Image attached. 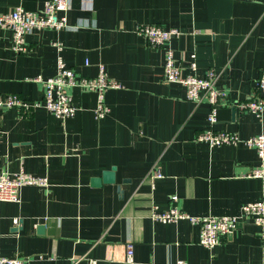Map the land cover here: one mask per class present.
<instances>
[{
	"label": "crops",
	"instance_id": "obj_1",
	"mask_svg": "<svg viewBox=\"0 0 264 264\" xmlns=\"http://www.w3.org/2000/svg\"><path fill=\"white\" fill-rule=\"evenodd\" d=\"M45 2L0 0V12L40 11ZM67 16L63 29L26 34L22 53L12 48V31L0 29V95L40 98L42 86L31 78L54 75L59 59L84 76L101 63L122 87L106 91L110 112L102 119L94 117L95 93L80 86L71 89L75 114L64 120L43 107L30 114L0 109V169L48 179L44 187L23 186L19 201L0 203L1 254L25 264H120L129 242L134 264H261L262 227L251 220L206 247L197 225L151 218L152 207L167 209L173 194L191 215H238L242 204L264 199V176H249L260 164L253 147L195 139L209 125V105L185 99L181 84L163 79L164 49L136 27L180 31L165 46L182 73L215 68L216 87L230 102L217 109L213 127L246 138L264 133V111H233L259 92L264 0H71ZM111 167L115 182L92 185ZM153 167L163 176L151 181Z\"/></svg>",
	"mask_w": 264,
	"mask_h": 264
},
{
	"label": "built area",
	"instance_id": "obj_2",
	"mask_svg": "<svg viewBox=\"0 0 264 264\" xmlns=\"http://www.w3.org/2000/svg\"><path fill=\"white\" fill-rule=\"evenodd\" d=\"M70 2L71 0H46L40 11L26 10L21 6H16L8 12H0V29H10L12 31V48L18 53L26 52V34L43 29L57 31L68 25L67 12L70 9ZM136 31L145 37L151 46L164 49L163 79L167 82L181 84L185 88V99L195 103L206 102L209 105L207 115L209 125L196 133L195 139L209 146L242 143L253 147L257 151L260 164L251 169L249 176L263 177L264 133L241 138L235 132L217 130L213 127L217 121V109L221 105L230 104L227 95L216 87L219 74L215 68H208L202 76L182 73V68L174 56L173 49L170 46H165L173 36L179 34L180 31L175 27L165 28L160 24H142L136 27ZM187 66L192 71L196 69L195 53L189 55ZM31 80L42 86L40 98L29 100L18 93H6L0 95V109L15 107L24 114H30L34 109L43 107L64 120L75 114L76 107L72 101L71 89L80 86L95 93L94 117L102 119L110 112V108L105 102L106 91L110 88L122 87L121 83L108 74L105 66L101 63L98 64V71L95 75L84 76L73 68L66 67L60 59L57 72L54 75L46 78L37 75ZM255 84L259 91L257 96L237 103L235 106L238 110H248L256 114L264 111V68L259 72ZM162 176L163 173L158 167L151 168L148 173V178L151 181ZM47 184L46 176L34 175L23 168L15 172L0 169V203L2 201H19V191L25 185L44 187ZM170 202V206L164 210H159L154 205L151 209V218L163 223L186 220L197 225L199 227L198 241L206 247L216 245L221 237L234 231L240 220H251L255 225L261 226V234L264 236V199L242 204L238 215H191L178 206L176 194L170 196ZM17 223L18 219L13 218V224ZM124 249L123 257L119 259L120 264H134L133 244L126 243ZM39 256L41 257V255ZM113 259L117 260L115 256ZM0 264H25V259L20 256L7 257L0 252ZM86 264H95V261L88 259ZM176 264H186V262L179 259ZM261 264H264V254Z\"/></svg>",
	"mask_w": 264,
	"mask_h": 264
},
{
	"label": "water",
	"instance_id": "obj_3",
	"mask_svg": "<svg viewBox=\"0 0 264 264\" xmlns=\"http://www.w3.org/2000/svg\"><path fill=\"white\" fill-rule=\"evenodd\" d=\"M233 111L238 113V108L234 106ZM102 182H115V167H111L108 170H104L100 177H95L91 180L92 185H100ZM42 229V226L39 228Z\"/></svg>",
	"mask_w": 264,
	"mask_h": 264
}]
</instances>
